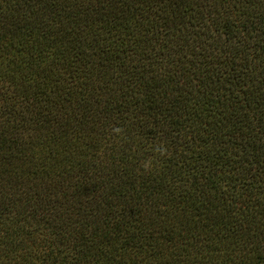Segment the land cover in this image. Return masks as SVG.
Instances as JSON below:
<instances>
[{
	"label": "trees",
	"instance_id": "obj_1",
	"mask_svg": "<svg viewBox=\"0 0 264 264\" xmlns=\"http://www.w3.org/2000/svg\"><path fill=\"white\" fill-rule=\"evenodd\" d=\"M0 264H264V0H0Z\"/></svg>",
	"mask_w": 264,
	"mask_h": 264
}]
</instances>
